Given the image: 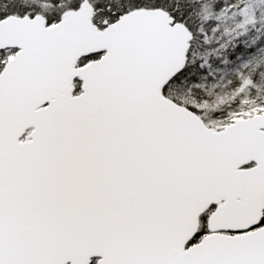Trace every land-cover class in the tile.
<instances>
[{
    "label": "snow or ice",
    "instance_id": "1",
    "mask_svg": "<svg viewBox=\"0 0 264 264\" xmlns=\"http://www.w3.org/2000/svg\"><path fill=\"white\" fill-rule=\"evenodd\" d=\"M0 264H264V0H0Z\"/></svg>",
    "mask_w": 264,
    "mask_h": 264
}]
</instances>
